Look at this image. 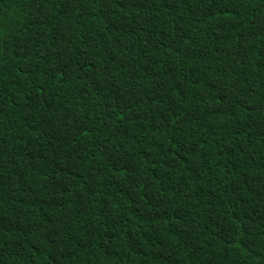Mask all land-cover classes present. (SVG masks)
<instances>
[{"label": "trees", "instance_id": "trees-1", "mask_svg": "<svg viewBox=\"0 0 264 264\" xmlns=\"http://www.w3.org/2000/svg\"><path fill=\"white\" fill-rule=\"evenodd\" d=\"M0 264H264V0H0Z\"/></svg>", "mask_w": 264, "mask_h": 264}]
</instances>
